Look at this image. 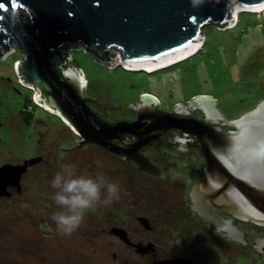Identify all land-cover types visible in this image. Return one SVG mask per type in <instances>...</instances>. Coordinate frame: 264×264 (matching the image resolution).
I'll return each instance as SVG.
<instances>
[{
  "label": "water",
  "instance_id": "obj_1",
  "mask_svg": "<svg viewBox=\"0 0 264 264\" xmlns=\"http://www.w3.org/2000/svg\"><path fill=\"white\" fill-rule=\"evenodd\" d=\"M235 1L247 8L264 5V0H0V48L9 52L16 41L27 53L25 61H17L16 72L35 89L34 101L60 116L81 137L76 145L98 144L158 175L139 147L159 148L168 129L195 135L197 140L189 144L201 150L206 162L190 190L191 207L238 239L241 236L232 222L220 219L221 212L264 226V99L238 118L225 119L207 96H201L199 100L208 103L210 111L204 109L205 118L199 120L158 109L155 97L145 94L141 101L140 97L128 103L133 107L140 101L137 119L112 124L92 110L83 72L69 65L68 55L60 50L63 45L83 44L102 65L114 64L115 50L123 64H150L192 50L209 22L235 24ZM56 56L59 62L53 61ZM95 102L114 105L110 100ZM224 125L233 128L224 129ZM124 133L136 141L126 139ZM179 140L186 145L184 138ZM40 158L1 165L0 196H11L10 187L21 190L23 173ZM112 232L130 242L124 229L114 227ZM137 247L140 252L148 249V245ZM258 248L264 253V239ZM177 263L176 258L154 262Z\"/></svg>",
  "mask_w": 264,
  "mask_h": 264
},
{
  "label": "rangeland",
  "instance_id": "obj_2",
  "mask_svg": "<svg viewBox=\"0 0 264 264\" xmlns=\"http://www.w3.org/2000/svg\"><path fill=\"white\" fill-rule=\"evenodd\" d=\"M200 39L203 45L195 55L154 72L129 70L122 60L116 66L102 65L83 44L63 45L62 49L70 52L68 64L86 75V95L112 100L114 105L106 111L112 120L134 116L135 110L128 103L145 94L154 96L167 110L207 96L223 117L236 118L264 99V10L241 12L232 27L209 22ZM112 55L121 59L118 50ZM26 56L16 41L9 52L0 48V166L41 158L23 173L21 190L10 187L11 196H0V264H152L153 258L174 253L182 238L180 248L186 252L187 242L198 237H182L174 229L170 235L146 233L148 238L158 237L167 251L158 249L150 257L137 256L111 234L106 221L98 220L100 216L86 215L70 236L60 234L51 219L53 213L61 211L53 200L51 181L61 164L74 165L77 175H106L119 184L121 200L136 193L153 195L155 186L128 171L98 145H76L81 137L60 116L36 102L25 104L35 89L22 84L15 65ZM174 161L177 168L172 173L178 178L185 160L176 157ZM139 184L151 191L135 189ZM170 186H165L166 194L174 189ZM157 222L161 226L162 220ZM241 253L237 250V256Z\"/></svg>",
  "mask_w": 264,
  "mask_h": 264
},
{
  "label": "flooded vegetation",
  "instance_id": "obj_3",
  "mask_svg": "<svg viewBox=\"0 0 264 264\" xmlns=\"http://www.w3.org/2000/svg\"><path fill=\"white\" fill-rule=\"evenodd\" d=\"M89 105L92 110L98 112L103 118L115 124L124 119L132 121L137 119L138 112L137 104L133 105L135 110L134 116L131 117H116L110 119L106 111L110 109L109 105H99L95 100H104L89 97ZM110 100V99H105ZM112 101V100H110ZM156 108L163 109L168 112H179L185 117H195L202 120L205 116V111L202 102L198 97H195L188 105L179 106L175 110H167L159 105L153 103ZM225 119H231L224 117ZM224 129L225 126H223ZM230 129V128H229ZM126 139L136 141L135 137L130 133L122 134ZM180 138L186 140L184 146L180 142ZM197 137L192 134H182L176 129H168L165 133L164 143L156 148L154 145H142L139 151L144 155L148 161L156 166L158 175L151 174L148 171L141 170L139 164L132 159H126L119 155L112 153L110 150L99 146L101 149L109 153L113 159L123 164V167L128 171H133L137 175L144 178V182L152 181L155 186L153 195H127L117 201H113L108 206H97L95 211L89 210L85 216L97 217L98 220L106 221L107 229L114 236L120 238L132 252L137 256L146 257L153 255L158 249L166 250L167 247L161 243L155 235L166 234L170 235L175 229L179 235L197 236L198 238L191 239L187 242L184 248L186 252L181 250L184 239H181L180 247L174 253L162 254L152 259V264L159 260H169L176 258L177 264H262L264 261V253L258 248L259 240L264 239V226L257 225L250 221L239 219L228 212H221L220 219L223 221H231L237 234L241 237L238 239L231 238L230 232L225 228H220L214 223L200 216L198 211L192 209V200L190 198V190L192 186L200 180V169L206 162L205 156L198 147L190 145L189 142L196 141ZM94 144L95 143H89ZM121 145V143H119ZM85 145V144H83ZM181 157L185 160V165L179 169V176H173L172 171L177 168L174 158ZM180 179V180H179ZM169 184L173 187L171 194H166L165 186ZM145 191H151L148 186L141 184L135 186V189L142 188ZM180 187L184 189L179 192ZM139 192V190H136ZM95 214V215H94ZM162 220L161 226H158V220ZM160 224V222H159ZM122 228L126 232V236L130 242L125 241L118 234L112 232V228ZM175 227V228H173ZM155 231V232H154ZM154 232V236L148 238L146 233ZM148 245V249L144 252L138 250L137 245ZM190 245V246H189ZM237 250L243 252L237 256ZM235 253V254H234ZM248 254V256H247ZM114 257L117 254L114 253ZM248 261V263H245Z\"/></svg>",
  "mask_w": 264,
  "mask_h": 264
},
{
  "label": "clouds",
  "instance_id": "obj_4",
  "mask_svg": "<svg viewBox=\"0 0 264 264\" xmlns=\"http://www.w3.org/2000/svg\"><path fill=\"white\" fill-rule=\"evenodd\" d=\"M60 169L51 181V187L55 190L53 200L61 211L53 213L51 219L60 234L70 236L89 210L95 211L97 206H108L119 200L120 186L99 172L77 175L72 164H61Z\"/></svg>",
  "mask_w": 264,
  "mask_h": 264
},
{
  "label": "bare ground",
  "instance_id": "obj_5",
  "mask_svg": "<svg viewBox=\"0 0 264 264\" xmlns=\"http://www.w3.org/2000/svg\"><path fill=\"white\" fill-rule=\"evenodd\" d=\"M233 6H234V15H235V24H232V25H229V27H232L234 25H236V23L238 22L239 20V15L241 12L243 11H257V12H262L264 10V5L263 6H260V7H257V8H247L245 7L244 5H242L241 3L235 1L233 3ZM202 39H198L195 44H194V48L191 50V49H188L187 51L183 52V53H179V54H176L170 58H167V59H164V60H156L155 62L153 63H150V64H147V63H142V62H133V63H127L125 62L123 64L127 66V69L129 70H145L147 72H154V71H157V70H160V69H163V68H166V67H169V66H173L175 65L177 62H179L180 60L188 57V56H191V55H195L194 53H196L200 48H202ZM204 49V47H203ZM203 52V51H202ZM205 53V52H204ZM6 54V53H5ZM202 55V54H201ZM202 57V56H201ZM191 58V57H190ZM188 60V59H187ZM191 61V60H190ZM193 61V60H192ZM124 62V61H123ZM185 62V60H184ZM196 61L194 60V63ZM121 63V59L119 60H116L113 64V66H116L118 64ZM188 64V63H186ZM181 66V65H180ZM183 66V64H182ZM142 70V71H143ZM83 84L86 86V83H87V79H86V75L84 74L83 76ZM22 84H24V86H26L27 88L30 86H28L27 84H25L24 82H22ZM208 103H205L203 104V106H205L204 109H206L208 112L210 111V107L207 105Z\"/></svg>",
  "mask_w": 264,
  "mask_h": 264
},
{
  "label": "trees",
  "instance_id": "obj_6",
  "mask_svg": "<svg viewBox=\"0 0 264 264\" xmlns=\"http://www.w3.org/2000/svg\"><path fill=\"white\" fill-rule=\"evenodd\" d=\"M60 50L68 55L67 51H64L62 48H61ZM53 61H54V62H59V61H60V58H59L58 56H56V57L53 59ZM28 101H30V102H28ZM89 101H90V100H89V98H88V102H89ZM31 102H33V104H35V103H34L33 96H32L31 98L27 99V101L25 102V104L27 105V104H30ZM35 105H37V104H35ZM30 106H31V105H30ZM173 114H176V115H185V114H183V113H179V112H173ZM204 118H205V116H204V117H201L202 120H204ZM224 126H225L226 129H229V128L231 129V128H233V126H231V125H224Z\"/></svg>",
  "mask_w": 264,
  "mask_h": 264
},
{
  "label": "built area",
  "instance_id": "obj_7",
  "mask_svg": "<svg viewBox=\"0 0 264 264\" xmlns=\"http://www.w3.org/2000/svg\"><path fill=\"white\" fill-rule=\"evenodd\" d=\"M64 49V51H67V53H68V57H67V63L69 62V60H70V52L68 51V50H65V48H63ZM21 78V77H20Z\"/></svg>",
  "mask_w": 264,
  "mask_h": 264
},
{
  "label": "snow or ice",
  "instance_id": "obj_8",
  "mask_svg": "<svg viewBox=\"0 0 264 264\" xmlns=\"http://www.w3.org/2000/svg\"><path fill=\"white\" fill-rule=\"evenodd\" d=\"M0 7H2V5H0Z\"/></svg>",
  "mask_w": 264,
  "mask_h": 264
}]
</instances>
